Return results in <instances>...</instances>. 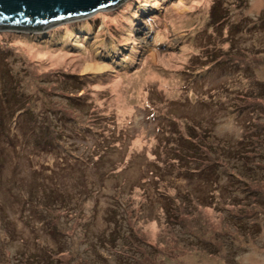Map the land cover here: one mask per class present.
<instances>
[{
	"label": "rangeland",
	"instance_id": "rangeland-1",
	"mask_svg": "<svg viewBox=\"0 0 264 264\" xmlns=\"http://www.w3.org/2000/svg\"><path fill=\"white\" fill-rule=\"evenodd\" d=\"M0 264H264V0L0 33Z\"/></svg>",
	"mask_w": 264,
	"mask_h": 264
},
{
	"label": "water",
	"instance_id": "water-1",
	"mask_svg": "<svg viewBox=\"0 0 264 264\" xmlns=\"http://www.w3.org/2000/svg\"><path fill=\"white\" fill-rule=\"evenodd\" d=\"M128 0H0V33L36 35L86 21Z\"/></svg>",
	"mask_w": 264,
	"mask_h": 264
},
{
	"label": "trees",
	"instance_id": "trees-1",
	"mask_svg": "<svg viewBox=\"0 0 264 264\" xmlns=\"http://www.w3.org/2000/svg\"><path fill=\"white\" fill-rule=\"evenodd\" d=\"M221 8V3L219 1H216L215 3L212 4V6L210 7V11H213V13H211V17L214 13H216V10L218 11ZM144 21V20H143ZM147 22V21H145ZM47 132H45L43 135V137L47 136ZM47 142V141H46Z\"/></svg>",
	"mask_w": 264,
	"mask_h": 264
},
{
	"label": "bare ground",
	"instance_id": "bare-ground-1",
	"mask_svg": "<svg viewBox=\"0 0 264 264\" xmlns=\"http://www.w3.org/2000/svg\"><path fill=\"white\" fill-rule=\"evenodd\" d=\"M79 47V46H78ZM81 47V46H80Z\"/></svg>",
	"mask_w": 264,
	"mask_h": 264
}]
</instances>
